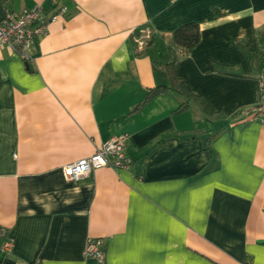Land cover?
Masks as SVG:
<instances>
[{
  "label": "crops",
  "instance_id": "obj_1",
  "mask_svg": "<svg viewBox=\"0 0 264 264\" xmlns=\"http://www.w3.org/2000/svg\"><path fill=\"white\" fill-rule=\"evenodd\" d=\"M35 4L31 58L0 46V264H100L88 238L104 264H264V0H0V20ZM187 22L200 35L182 54ZM173 53L209 112L173 90L144 100ZM119 134L130 167L65 179Z\"/></svg>",
  "mask_w": 264,
  "mask_h": 264
},
{
  "label": "built area",
  "instance_id": "obj_2",
  "mask_svg": "<svg viewBox=\"0 0 264 264\" xmlns=\"http://www.w3.org/2000/svg\"><path fill=\"white\" fill-rule=\"evenodd\" d=\"M42 6L35 4L21 11L8 13L0 20V46H4L17 53L22 59L29 60L35 40L45 32L46 23L41 16ZM134 36L138 44H143L150 37L147 31L139 30ZM260 98L253 106L254 117L264 125V70L258 75ZM125 135H115L101 144L91 155L68 163L62 167L67 180H78L90 171L102 167L127 169L132 164V158L126 153ZM2 245L0 253L6 255L12 246L11 238L0 226ZM104 242L102 238H88L83 248L85 257H93L100 264H104Z\"/></svg>",
  "mask_w": 264,
  "mask_h": 264
},
{
  "label": "trees",
  "instance_id": "obj_3",
  "mask_svg": "<svg viewBox=\"0 0 264 264\" xmlns=\"http://www.w3.org/2000/svg\"><path fill=\"white\" fill-rule=\"evenodd\" d=\"M132 34L134 36L139 35L140 34L139 29L135 30ZM199 35H200V32H199L198 23L187 22L173 31L172 44L175 47H177L183 54V53L188 52L193 46H195L198 43ZM257 40H258V43L264 41V31L258 34ZM241 49L242 51L245 52L243 48ZM259 50L260 48H258V51L255 56H258ZM178 57H179L178 54L173 53L170 61L165 63L162 66V69L164 70L165 74L168 77L169 85L168 86L158 85V86H154L148 89L144 100H147L150 96H153L154 94H157L158 92H162L163 90H173L179 93L181 96L185 97L186 99L181 104H179L178 109L186 108L188 106L189 100L196 99L204 105L203 107L206 109V112L207 111L209 112V109H207L206 107L207 105L204 103V101L200 97H197L193 93H191L185 87L183 80L176 75L175 65H176V61ZM251 58H254V57H250V59ZM4 256L5 255L1 254L0 257L3 258Z\"/></svg>",
  "mask_w": 264,
  "mask_h": 264
}]
</instances>
